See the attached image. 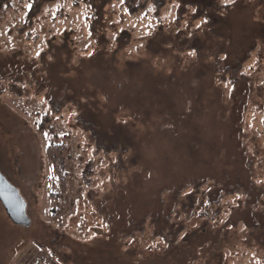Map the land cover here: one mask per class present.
Returning a JSON list of instances; mask_svg holds the SVG:
<instances>
[{
  "label": "rangeland",
  "instance_id": "obj_1",
  "mask_svg": "<svg viewBox=\"0 0 264 264\" xmlns=\"http://www.w3.org/2000/svg\"><path fill=\"white\" fill-rule=\"evenodd\" d=\"M139 2L0 16V264H264V0Z\"/></svg>",
  "mask_w": 264,
  "mask_h": 264
},
{
  "label": "trees",
  "instance_id": "obj_2",
  "mask_svg": "<svg viewBox=\"0 0 264 264\" xmlns=\"http://www.w3.org/2000/svg\"><path fill=\"white\" fill-rule=\"evenodd\" d=\"M54 0H33L31 14H37L45 6V4L53 2ZM126 8L129 14H137L138 11L143 10L144 5L139 2V0H124ZM13 0H0V16L4 13L5 10L12 8ZM65 146L64 144L52 143L47 149V159L54 167L56 175L59 177L61 182V188L65 191L66 189V162H65ZM200 182H196L194 187L197 189ZM193 197V196H191ZM218 200V199H217ZM221 202L218 200L216 202H208L203 208L204 212L202 214H213L212 206L215 207ZM206 211V212H205ZM172 213V212H171ZM44 264V263H39Z\"/></svg>",
  "mask_w": 264,
  "mask_h": 264
},
{
  "label": "water",
  "instance_id": "obj_3",
  "mask_svg": "<svg viewBox=\"0 0 264 264\" xmlns=\"http://www.w3.org/2000/svg\"><path fill=\"white\" fill-rule=\"evenodd\" d=\"M0 202L10 219L19 227L29 228L32 224L27 214V204L20 191L0 173Z\"/></svg>",
  "mask_w": 264,
  "mask_h": 264
}]
</instances>
